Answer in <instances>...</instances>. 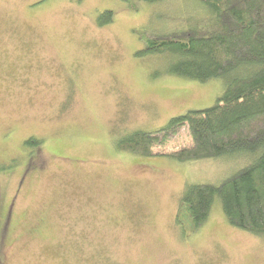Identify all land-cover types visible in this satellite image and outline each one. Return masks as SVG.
Listing matches in <instances>:
<instances>
[{
  "label": "rangeland",
  "instance_id": "obj_1",
  "mask_svg": "<svg viewBox=\"0 0 264 264\" xmlns=\"http://www.w3.org/2000/svg\"><path fill=\"white\" fill-rule=\"evenodd\" d=\"M208 13L200 0H0V264H264V233L227 223L218 199L195 232L175 219L186 184L219 182L246 156L179 162L116 146L222 92L223 76L185 79L135 55L147 31ZM191 141L183 127L157 150Z\"/></svg>",
  "mask_w": 264,
  "mask_h": 264
},
{
  "label": "trees",
  "instance_id": "obj_2",
  "mask_svg": "<svg viewBox=\"0 0 264 264\" xmlns=\"http://www.w3.org/2000/svg\"><path fill=\"white\" fill-rule=\"evenodd\" d=\"M200 1L208 8V19L186 29L147 31L135 55L158 54L166 62L165 73L185 79L206 82L223 76L222 92L211 106L185 110L157 130L136 129L116 146L179 162L246 156L247 163L219 182L186 184L175 219L195 232L218 199L227 223L259 235L264 233V0ZM111 17L112 11L105 10L97 23L107 24ZM183 127L191 145L157 150ZM40 143L34 137L23 142L35 149Z\"/></svg>",
  "mask_w": 264,
  "mask_h": 264
},
{
  "label": "flooded vegetation",
  "instance_id": "obj_3",
  "mask_svg": "<svg viewBox=\"0 0 264 264\" xmlns=\"http://www.w3.org/2000/svg\"><path fill=\"white\" fill-rule=\"evenodd\" d=\"M1 258V257H0Z\"/></svg>",
  "mask_w": 264,
  "mask_h": 264
}]
</instances>
